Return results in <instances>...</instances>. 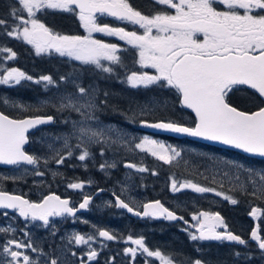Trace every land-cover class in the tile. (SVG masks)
I'll use <instances>...</instances> for the list:
<instances>
[{"label":"snow or ice","instance_id":"obj_1","mask_svg":"<svg viewBox=\"0 0 264 264\" xmlns=\"http://www.w3.org/2000/svg\"><path fill=\"white\" fill-rule=\"evenodd\" d=\"M153 2L161 7L149 15L137 10L130 0H12L8 12L0 15V34L30 45L36 56L55 53L82 66H90L109 77L116 74L117 68L125 67L120 55L123 50L115 43L94 38L93 33L116 37L136 50L138 59L135 63L142 69L126 72L121 82H126L132 89L155 86L174 92L173 107L178 104L182 109L191 110L194 119L190 123L177 119H146L158 111L166 110L168 101L152 98L141 103L130 99L127 107L122 108L114 93L102 90L95 83L86 86L75 69L68 75H60L57 81L52 74H41L37 78L17 67H4V61L15 60L17 53L7 46H0V54L7 53L6 56L0 55V85L14 87L23 81H30L43 84L45 90L65 82L70 85L63 89L57 87L54 95L37 106L38 109H51L62 117L60 123L64 130L51 134V142L41 141L48 154H30L25 145L29 143L30 130L55 123L56 115L17 119L0 110V165L12 166L17 170L32 166L31 174L41 177L46 174L40 170L41 164L48 169L52 163L61 166L73 157L85 162L94 155L93 148L98 149L101 157H105L109 151L119 155L123 149H134L151 155L165 165L180 161L188 165L183 149L147 135L136 142L128 138L122 127L106 124L101 120V114L109 109L124 115L129 123H135L138 119L139 125L144 128L200 138L264 158V106H258L254 111L243 110L232 101V94L246 86L258 94L261 104H264V0ZM44 10L75 14L87 35L61 34L46 26L37 15ZM98 15L137 26V30L129 31L125 27L98 23ZM146 69L153 71L149 73ZM0 102L20 111L32 110L8 98ZM208 159L213 161L211 183L218 187L201 185L191 179L179 181L172 175L169 177L170 191L173 194L185 189L199 194L213 193L231 205L239 203L230 194L233 192L264 201V169L257 170L233 160ZM123 166L139 173L151 171V175H158L156 170L132 162L125 161ZM116 167V162L109 163L107 160L98 166L106 174V170ZM27 175L29 168L23 167L21 175L0 176V182L10 180L16 183ZM51 175L56 177L61 173L51 170ZM198 175L208 179L205 172H198ZM225 182L232 185L227 193L223 190ZM87 183L91 185L92 181ZM67 188L82 191L85 182L73 180L67 183ZM103 191L105 189H97V193ZM113 195L114 205L109 202V206L124 209L136 217L183 221L187 227L182 231L187 232L191 241L234 242L239 245L249 243L229 229L219 212H193L190 215L194 223H189L159 199L144 202L141 211L135 201L130 203L122 198V194L115 192ZM92 202L91 194H83L82 200L74 204L70 198H61L54 193L43 195L42 199L34 202L25 198V195L12 194L0 188V215L7 219L10 213H14L25 221V229L29 221H39L45 229H52L53 237L57 235V229L52 218H76L77 213L87 210ZM261 214L258 206H252L248 213L253 219H258ZM25 229H18L11 223L0 225V236L5 237L0 241V264H76V261L79 264H92L100 255L92 247L98 238H102L101 248L107 246L104 241L121 239L104 228H97L94 234L72 232L66 238V245H50L52 251L45 252ZM18 231L26 239L16 238ZM261 233L260 226L253 227L250 241L255 242L260 259H264V234ZM124 243L130 245L123 248V253L131 257V264H135L138 253L145 257L144 264H154V261L159 264H211L201 256L176 261L175 256L165 254L159 247L153 250L147 246L142 235L138 238L128 235ZM73 245L77 249L87 246V251L78 253L72 250ZM29 250L36 254L35 258L29 255ZM65 251L74 259H68L63 254ZM234 255L240 258L242 254L237 251ZM245 258L248 261L255 259L251 253ZM106 264H115V257H109Z\"/></svg>","mask_w":264,"mask_h":264},{"label":"flooded vegetation","instance_id":"obj_2","mask_svg":"<svg viewBox=\"0 0 264 264\" xmlns=\"http://www.w3.org/2000/svg\"><path fill=\"white\" fill-rule=\"evenodd\" d=\"M130 3L136 7L137 10L149 15L153 14L154 10H158L161 7L155 5L153 0H130ZM44 11L52 12L56 15L46 17L45 20L47 22L40 19L46 24V26L53 28L55 31L61 34L81 36L87 35L84 29L80 26V22L75 14L65 13L58 10ZM39 14L40 13L37 15ZM97 22L101 24L107 23L110 26L125 27L126 30L129 31L137 30V26L116 21L112 17L98 15ZM49 24L52 26H49ZM93 37L96 39H101L104 42L115 43L120 46L123 50L120 55L122 56L125 67L117 68L116 74L109 77L107 74L96 72L90 66H82L79 64V62H75L67 57H60L58 54L52 53L51 55L56 60L55 64H53V68L55 70L54 78L57 81H59L58 75H68L72 73L74 69L77 71L83 69V71H80V76L83 83L86 86L90 82L95 83L98 84L102 90H107L114 93L115 96L119 98V103L122 108L127 107V101L130 99L139 101L142 98H144V100L149 98V95L154 97L162 95L166 96V98L169 99L170 112L156 113L155 115L146 117V119H162L164 115H167V117L170 119V117L174 116V114L180 119H194L193 113H191L189 110L182 108L176 109L173 107L171 99L169 96H167V94H170V91L166 90V93L164 92L165 94L161 95H159L158 91L153 92L152 94L139 95V92H144L147 89H132L126 84V82H121L124 80L126 72H130L132 70L142 71V69L139 68V65L135 63V61L138 59L136 50L125 44L124 41H120L116 37H108L100 33H93ZM146 71L151 73L153 70L146 69ZM40 75L41 74L37 75V78ZM57 87L65 88L69 87V85L67 82H65L64 84H58L56 87L52 86L51 94L49 90H46L45 98L54 95ZM249 92L253 91L247 89L246 86H242L240 90L235 91L232 94V101L234 105L243 110L250 111L256 110L258 106H262L261 98H259L256 94L258 97V100H256L255 97H253ZM40 109L42 111L43 108ZM49 110L51 111V114L56 115V122L52 123L49 127L52 132L58 133L64 126L61 123H58V115L51 109ZM160 115L161 117L157 118ZM124 117V115H121L118 112H113L110 109L101 114V119L105 120L104 122H109L113 125L122 127L127 132L128 138L130 140L135 139L136 142H138L139 132L143 133L140 131L139 120L137 119L135 123H128L125 121L126 119ZM39 131L37 132V137H39ZM188 143L190 144V148L195 150L197 154L199 152L197 145L190 142ZM34 151L35 154L38 155L35 146ZM93 153L94 155L85 162H80L75 157H73L72 160L68 162L69 169L63 172L62 175L56 176L54 178V182H49L51 170H53L52 165H55V163H52L48 166V169H45L43 164L40 165V170L46 172V174L41 177L31 174L32 166L27 167L29 168V184H27L28 181L24 179L21 180V182L19 181L12 183L8 186L3 185V190L14 194L25 195V198L34 202H38L40 199H42L43 195L54 193L61 196V198H70L74 204H78L82 200L83 194H91L93 196V202L89 205L87 210L79 211L76 218H52L53 224L57 229V235L55 237L51 235L52 229H45L39 221H29L27 223V228L25 229V221L22 218L16 217L14 213H10L7 219H5L3 215H0V225H8L11 223L18 229H25L29 231L31 238L39 247H42L45 252L52 251V249L49 247L50 245H66V238L72 232L94 234L97 228H104L115 233L118 237H121V239L115 241H104L103 243L107 246L103 248L100 247V240L102 238H98L97 241L92 244V247L96 248L100 255L96 261L92 262V264H106L108 258L113 256L115 257V264H131V257L125 256L123 253V248L130 246L124 243V238H126L128 235H132L134 238H138L142 235L145 238L147 246L153 250L159 247L165 254L175 256L176 261H183L187 258L201 256L202 258L209 260L211 264H264V259H260V252L255 242L250 241L251 229L254 227L255 223H257L262 229L261 234H264V227H262L260 223V220L264 221V216L262 217L260 215L258 219H253L248 215V213L251 211V207L254 205L251 206V204H249L248 207H241V205H239L240 201L236 205H231L227 201H224L221 197H216L213 193L199 194L187 189L173 194L170 191L171 182L166 181L169 180V177L153 176L151 175V171L139 173L134 169H127L123 166V163L128 161L138 165L146 166L150 169L154 167L157 162L163 163L161 161H157L151 155L147 153H141L138 150L133 149L131 153L120 152L119 155H115L112 151H109L106 156H112V158H107V161L109 163L116 162L117 167L106 170L107 174L105 172H101L98 168L99 164L105 161L100 157L98 149L93 148ZM23 167L20 170L10 167L5 169L7 172L4 173L9 175L12 174L9 171L14 170L20 171L17 174L21 175L23 172ZM55 168L56 170H60V166L55 165ZM130 170L132 171V175H129ZM163 170L167 171L168 167H165ZM156 171L157 173L159 172V170ZM117 173H120V175L117 176ZM123 179L125 180L127 189L125 191H122L124 188H120L116 184L117 181H121ZM152 179L161 180L162 185H155L153 188H151V190L142 186V184L150 182ZM198 179L201 181V177H198ZM73 180L84 181L85 188L82 191L68 189L67 183ZM177 180L182 181L184 179ZM41 181H45L47 184ZM87 181H92L91 185H89ZM39 182L41 183L37 184ZM199 183L201 184V182ZM212 187L216 186L214 185ZM98 188L105 189V191L97 193ZM114 192L117 194H122V198L126 199L130 203L135 201V205H138L141 211L142 204L144 202L159 199L166 207L171 210H175L179 215H182L185 220L189 221V223H194L191 220L190 215L193 212H199L201 210L219 212L225 219L229 229L233 233L240 235L246 241H249V243L247 245H239L234 242L191 241L187 232L182 231V229L187 227L183 221H166L163 219L140 218L127 213V211L124 209H118L114 206H109V202L114 205ZM102 202L103 205L100 209H98V205ZM224 208L225 213L222 214L221 210L223 211ZM234 212H241V215H238L239 221L242 222L241 225H237L235 221L232 220L233 215L230 216V214H234ZM83 221H87V223ZM191 230L194 231V229ZM4 238L5 237L0 236V241H2ZM16 238L26 239L23 236V233L20 231L16 233ZM71 247L72 250H75L78 253L87 251V246H82L78 249L75 248L74 245ZM197 249L200 251L198 252ZM237 251L242 254L240 258H237L234 255V253ZM249 253H251L255 259H252L251 261L246 260L245 257ZM63 254L66 255L70 260L74 259L70 256L69 252L65 251ZM29 255L35 258L36 254L31 253L29 250ZM148 259L153 260L154 258ZM144 261L145 257L138 253L135 264H144ZM76 264H79V261H76ZM154 264H159V262L154 261Z\"/></svg>","mask_w":264,"mask_h":264},{"label":"trees","instance_id":"obj_3","mask_svg":"<svg viewBox=\"0 0 264 264\" xmlns=\"http://www.w3.org/2000/svg\"><path fill=\"white\" fill-rule=\"evenodd\" d=\"M12 0H0V15L5 14L9 10V6L11 5ZM48 16H56L52 12H47L44 11L38 15L39 19H42L44 21L46 17ZM47 22V21H46ZM53 24V23H51ZM49 24V26H52ZM0 46H7L11 48L13 51L17 53V57L15 60L11 61H4V67H17L21 71H24L25 73L32 75L33 77H37L39 74H52L53 77L55 76V70L53 68V64H55V58L52 55H49L48 58H45L41 56H36L34 53V50L30 45H27L23 43L22 41H17L13 38L7 37L6 35L0 34ZM7 53H3L0 55H5ZM51 58V59H50ZM79 75L81 74L80 71L78 70ZM60 76L58 75V78ZM40 86H37V84L32 83L30 81H23L21 85L14 86V87H9V86H4L0 85V101L4 99V96H9V97H21L22 99L30 101V99L34 96L36 90L38 92ZM45 93L46 90L42 88ZM159 92V95L165 94L166 90H161L155 86L152 88H149L145 90L144 92H139V95L141 94H152L153 92ZM165 92V93H164ZM253 97H255L256 100H258V97L255 93L249 92ZM169 98L171 99L172 103L174 104L175 96L172 91H170V94H167ZM254 107V106H253ZM252 107V108H253ZM32 110L30 111H20L19 109L12 108L11 106H5L3 105L2 102H0V110H3L6 112V114L10 116L17 117L22 114H33L38 112L36 109L37 107H30ZM176 109H180L179 105H175ZM42 112H47L50 113L49 109L43 108ZM161 115L157 118H160ZM162 119H169L167 115H164ZM170 119H177V120H182L185 123H188L189 121L191 122V119H180L178 118L175 114L174 116H171ZM169 138V137H167ZM169 140L174 141V139L169 138ZM193 144L197 145V148L199 149V152L197 153V157L200 159L199 163H196L194 161V154H196L195 150L190 148V145L188 144H182L180 146V149H183L184 152V159L187 160L189 163L186 166L183 161L180 162H174L172 165H164L163 163H158L154 165V167L150 169H156L159 170L158 175L159 177H170L172 175H175L177 179H191L194 182H201L202 185L205 186H216L218 187L217 184L211 183V170H212V165L213 161L209 160V157H214L216 160H233L237 162H242L246 166H250L252 168H255L257 170L264 169V159H258V158H252L249 156H246L242 153H239L237 151L233 150H228L204 143H199V142H191L187 141ZM34 143V136L32 134L30 144ZM210 164L211 169L206 172V169H208L206 166L203 167L204 165ZM165 167H168L167 171H164L163 169ZM198 172H205L206 175H208V179L205 180L203 176L198 175ZM198 177H201V181H199ZM217 179L219 180L220 177L218 176ZM166 180V179H165ZM170 181V180H166ZM232 185L228 182L224 183L223 190L227 193L229 188H231ZM237 198L241 205V207H248L249 204L258 206L261 208L262 212L264 213V201L260 199H256L252 196H241L238 192H233L230 193ZM221 213H225V208L223 211L221 210Z\"/></svg>","mask_w":264,"mask_h":264},{"label":"rangeland","instance_id":"obj_4","mask_svg":"<svg viewBox=\"0 0 264 264\" xmlns=\"http://www.w3.org/2000/svg\"><path fill=\"white\" fill-rule=\"evenodd\" d=\"M6 55H7V54H5V55H3V56H6ZM5 61H7V60H5ZM90 83H91V82H90ZM90 83H89V84H90ZM69 87H70V85H69ZM61 89H63V88H61ZM39 91H40V92H38V91L36 90L34 96L30 99V101L28 100L27 102H25L26 100L22 99L21 97H17V96H15V97L4 96V98H8L10 101H15V102H19V103L25 104V105H27V106H29V107H37L38 105H41L45 99L48 98V97L45 98V95H44V94L42 95L41 90H39ZM55 93H56V92H55ZM149 96H150L149 98H147V99H145V100H144V98H142V99H140L138 102L143 103V102L149 101V100L152 99V98H161V100L166 99L167 101L169 100V99L166 98V96H164V95H162V96H156V97L151 96V95H149ZM168 105H169V101H168ZM160 112H161V113L170 112V106H169L166 110H161V111H158L157 113H160ZM57 115H58V123H60V120L62 119V117H61L59 114H57ZM129 115H130V114H129ZM124 118H125V117H124ZM125 119H126V118H125ZM101 120H102V119H101ZM102 121H105V120H102ZM125 121L128 122L127 119H126ZM105 123H106V124H111V123H109V122H105ZM128 123H129V122H128ZM112 125H113V124H112ZM115 126H117V125H115ZM63 130H64V127H62L61 130H60L58 133H60V132L63 131ZM58 133H54V132H52L51 129H50V127H44V128H42V129L39 131V137H37V141H38V142L35 143V148H36V150H37V154H38V155L48 154V153H47V149H46L45 144L41 143V141H42V140H46V141H48V142H51V139H52L51 134H58ZM145 135L149 136L150 138H153V139H157V140L163 141V142H165L166 144H171V145H173V146H175V147H177V148H180V147H179L177 144H175V143H168V142H166L164 139H162V138H160V137H156V136H153L152 134H148V133H144V132H143V133L139 132L138 140H139L140 138H142L143 136H145ZM58 146H59V145H58ZM131 151H132V150H131ZM131 151H129V150H127V149H123V150H121L120 152L131 153ZM78 154H79V153H78ZM115 155H116V154H115ZM100 157H101V156H100ZM101 158H103V160H107V158H112V156H110V157L105 156V157H101ZM71 160H72V158H71V159H68L64 165L60 166V170H56L55 165H52L53 170L58 171V172L61 173V175H62L63 172H65V171H67V170L69 169V163H68V162L71 161ZM199 160H200V159L197 157V154H194V161H195L196 163H199ZM205 166L208 168V170L211 169V165H210V164H207V165L205 164L203 167H205ZM4 172H7V171H6V170H2V172H0V176L19 175V174H17V173H19L20 171H14V170L9 171L10 173H12V174H9V175L5 174ZM119 175H120V173H117V176H119ZM129 175H132V171H131V170H130V172H129ZM58 176H60V175H58ZM107 177H108V175H107ZM54 178H55V177H53V176L50 174V181H49V182H54ZM118 179H119V178H118ZM118 179H117V180H118ZM25 180L28 181L27 184L30 183V180H29V176H28V175L26 176ZM20 182H21V181H20ZM41 182H44L45 184H47L45 181H41ZM41 182H39V183H37V184H40ZM12 183H13V182H11L10 180L2 181V182H0V186H1V185L8 186L9 184H12ZM116 184H117L120 188H124V189L126 188V184H125V180H124V179L121 180V181H117ZM155 185H162V181H161V180H155V179H152L150 182H147V183L142 184V186H144V188H148V189H150V190H151V188H153ZM144 188H143V189H144ZM178 202H179V201H178ZM102 205H103V202L100 203V204L98 205V206H99L98 209H100ZM238 210H239V209H238ZM231 215H233L232 220H234L235 223H236L237 225H241V224H242V222L239 221V219H238V215H241V212H239V213L234 212V214L231 213L230 216H231Z\"/></svg>","mask_w":264,"mask_h":264},{"label":"water","instance_id":"obj_5","mask_svg":"<svg viewBox=\"0 0 264 264\" xmlns=\"http://www.w3.org/2000/svg\"><path fill=\"white\" fill-rule=\"evenodd\" d=\"M262 106H264V104H262ZM187 110H189V109H187ZM189 111L191 112V110H189ZM253 111H254V110H253ZM35 115H42V114H27V115H24V116H35ZM193 115H194V114H193ZM9 116H10V115H9ZM24 116H21V117H13V118H17V119H19V118H23ZM11 117H12V116H11ZM41 126H43V125H41ZM38 127H40V126H38ZM139 127H140L141 129H143V130L152 131V132H157V133H163V134L170 135V136L177 137V138H180V137H186V136H183V135L172 134V133L163 132V131H159V130H154V129H150V128H144V127H141L140 125H139ZM32 130H34V129H32ZM32 130H30V132H31ZM28 134H29V133H28ZM188 138H191V139H194V140H197V141H201V142H204V143H208V144H211V145H215V146H218V147H223V148L232 149V148H230V147L223 146V145H220V144L215 143V142L205 141V140L200 139V138H192V137H188ZM25 146H26V145H25ZM232 150H236V149H232ZM236 151H238V152H240V153H242V154H244V155H248V154H245V153L241 152L240 150H236ZM248 156H250V155H248ZM252 157L261 158V157H258V156H252ZM263 159H264V158H263ZM0 167H9V166H2V165H0ZM9 193H10V192H9ZM12 194H14V193H12ZM127 213H128V212H127ZM129 214H130V213H129ZM254 227H256V225H255Z\"/></svg>","mask_w":264,"mask_h":264}]
</instances>
